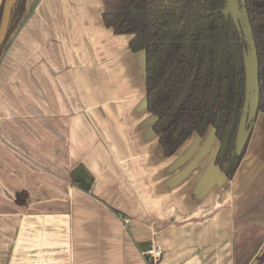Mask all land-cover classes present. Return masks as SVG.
<instances>
[{
	"label": "crops",
	"instance_id": "obj_1",
	"mask_svg": "<svg viewBox=\"0 0 264 264\" xmlns=\"http://www.w3.org/2000/svg\"><path fill=\"white\" fill-rule=\"evenodd\" d=\"M104 5L26 0L3 46L0 264H148L149 245L155 264H255L264 113L232 178L214 163L212 126L163 156L144 51L105 27Z\"/></svg>",
	"mask_w": 264,
	"mask_h": 264
},
{
	"label": "trees",
	"instance_id": "obj_2",
	"mask_svg": "<svg viewBox=\"0 0 264 264\" xmlns=\"http://www.w3.org/2000/svg\"><path fill=\"white\" fill-rule=\"evenodd\" d=\"M104 1L105 27L131 35L130 50L144 51L146 109L157 117L152 129L162 155L170 157L193 132L202 136L212 126L220 145L214 163L232 178L247 146L236 153L246 42L223 11L226 0ZM25 2L13 5L0 54ZM245 7L258 58V112L264 113V0H245ZM25 197V191L17 193L16 202L25 204ZM255 264H264V251Z\"/></svg>",
	"mask_w": 264,
	"mask_h": 264
},
{
	"label": "water",
	"instance_id": "obj_3",
	"mask_svg": "<svg viewBox=\"0 0 264 264\" xmlns=\"http://www.w3.org/2000/svg\"><path fill=\"white\" fill-rule=\"evenodd\" d=\"M16 0H4L0 18V46L5 41L11 20L12 8ZM224 13H229L234 24H236L240 35L246 42L243 52L244 76H245V98L242 106V114L238 122L234 145L237 154L241 152L248 141L252 131V125L258 114L259 101V75L258 58L255 41L252 37L251 25L245 7V0H226Z\"/></svg>",
	"mask_w": 264,
	"mask_h": 264
},
{
	"label": "built area",
	"instance_id": "obj_4",
	"mask_svg": "<svg viewBox=\"0 0 264 264\" xmlns=\"http://www.w3.org/2000/svg\"><path fill=\"white\" fill-rule=\"evenodd\" d=\"M145 259L148 264H155L162 257V250L158 246H149L144 250Z\"/></svg>",
	"mask_w": 264,
	"mask_h": 264
},
{
	"label": "rangeland",
	"instance_id": "obj_5",
	"mask_svg": "<svg viewBox=\"0 0 264 264\" xmlns=\"http://www.w3.org/2000/svg\"><path fill=\"white\" fill-rule=\"evenodd\" d=\"M1 2H2V0H1ZM1 2H0V4H1ZM22 15H23V14H22ZM18 21H19V20H18ZM16 24H17V23H16ZM13 29H14V28H13ZM12 32H13V31H12ZM12 32H11V33H12ZM7 39H8V38H7ZM4 44H5V43H4ZM4 44H3V46H4ZM3 46H2V47H3ZM3 49H4V47H3ZM3 49H2V52H1V54H0V58H1V56L3 57ZM1 60H2V59H0V62H1ZM10 99L13 100L14 97H10ZM16 110H18V107H17V106L14 107V109L12 110V113L16 114V113L14 112V111H16ZM242 157H243V156H242ZM261 201H264V197L261 199ZM262 208H264V207L262 206ZM258 237H259L258 235H256V236L254 235V236L251 237L250 240H251L252 243H253L256 239H258ZM149 246H152V245H149ZM149 246H148V247H149ZM148 247H147V248H148ZM145 250H146V249H145ZM142 251H143V252H142V253H143V256H145V254H144V250H142ZM246 255H247V254H245L244 256H246ZM144 259H145V258H144ZM158 261H159V260H158ZM158 261H157V262H158Z\"/></svg>",
	"mask_w": 264,
	"mask_h": 264
}]
</instances>
